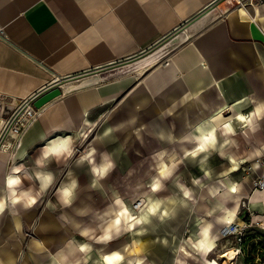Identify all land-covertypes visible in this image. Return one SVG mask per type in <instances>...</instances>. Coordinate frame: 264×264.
<instances>
[{"label": "crops", "instance_id": "1", "mask_svg": "<svg viewBox=\"0 0 264 264\" xmlns=\"http://www.w3.org/2000/svg\"><path fill=\"white\" fill-rule=\"evenodd\" d=\"M233 2L0 0V26L6 30V37L0 39V117H8L23 99L46 85L57 82L63 90L38 110L14 150L0 152V193L12 167L24 164L29 171L36 170L35 157L50 140L72 136L78 146L91 131L103 137L109 128L137 117L136 124L94 140L97 162L105 152L116 162L102 186L91 187L88 163L77 165L74 157L66 163L53 161L45 170L53 172L55 183L38 204L29 210L18 206V215L5 212L0 217V259L5 264L13 257L16 264H50L58 249L62 251L56 258L67 254L71 261L84 259L88 264H96L101 254L113 250H120L132 264L138 260L228 264L222 256L239 244L235 236L223 237L225 225L217 223L216 217L223 214L219 205L232 208L236 201L239 212L233 224L248 220L256 225L250 236H264L257 227L264 223V190L252 192L250 184L252 177L263 172V167L254 165L264 156L247 159L264 146V127L244 136L235 124L237 134L231 138L236 144L220 146L225 156L212 152L203 164V153L196 158L185 156L196 145L184 138L200 124L210 127L208 122L218 113L227 119L247 114L264 102V3L243 10ZM135 66L147 69L130 86V78L122 72ZM144 101L147 104L137 110ZM220 120L218 116L215 126H222ZM160 134L173 139H161ZM161 152L166 153L168 165L177 164L171 177L182 173L177 182L189 189L190 198L178 183L164 184L162 178L159 191L152 190L151 181L137 186V169L153 162L158 166L155 157ZM190 161L194 163L185 165ZM157 166H149L148 173L158 172ZM190 170L195 173L185 181L183 173ZM69 171L78 178L80 188L73 206L63 208L55 191L68 181ZM225 172L228 175H222ZM125 177L127 192L122 190ZM233 183L241 186L238 193L230 191ZM30 185L39 186L35 180H25L24 186ZM150 198L163 200L169 215L162 210L109 245H94L89 253L79 250L78 242H93L78 234L77 223L85 227L108 224L125 204L131 207L140 201L143 206ZM118 199L125 202L119 208L114 204ZM248 209L252 217H247ZM80 210L88 214L81 216ZM16 222L21 230L15 229ZM209 223L219 239L212 252L202 255L194 244L199 242L200 229ZM122 227H128L127 220ZM126 245L131 252L124 250ZM137 246H141L139 252Z\"/></svg>", "mask_w": 264, "mask_h": 264}, {"label": "clouds", "instance_id": "2", "mask_svg": "<svg viewBox=\"0 0 264 264\" xmlns=\"http://www.w3.org/2000/svg\"><path fill=\"white\" fill-rule=\"evenodd\" d=\"M146 104L147 101L142 102V104H138L136 106L137 110ZM173 110L174 106L170 107L165 114H171ZM218 116L224 121L220 127L215 126V121ZM136 121L137 117H132L126 124L121 123L117 128H109L104 133L103 137H97L96 139L102 140L104 137L111 135L113 131L125 128L128 125L136 124ZM2 123L3 122H0V125H2ZM237 123L239 124L244 136H247L249 132L257 133L258 131H261L262 127H264V102L255 104L253 109L247 114H238L235 117L227 119L224 118L222 114L218 113L211 121L208 122L207 125H211L210 127H205L206 125L204 123L200 124L195 129V133L184 138L196 145L192 150H186L185 156L196 158L203 153L205 155L201 161L202 164L207 161L208 156L212 152H218L219 155L225 156V153L220 150V146L236 144V141L231 137H234L237 134V128L234 126ZM84 138L87 139V135H85ZM160 138L168 140L173 139V137L172 139H169L165 134H160ZM9 148H11L10 144L7 145L3 151L7 152ZM77 151L76 141L72 136H68L66 138L56 137L40 148L39 154L34 160V167L36 169L34 172L29 171L27 166L24 164L12 167L10 172L5 177L4 190L0 193V217H2L5 212H8L12 216L18 215V206L22 207L24 210H29L35 207L41 198L52 188L56 180L53 172L45 169H47L53 161L56 163H66L77 154ZM96 154L97 149L93 146V144H89L88 148L82 151L76 160L77 165H83L85 163L90 165V171L93 176L91 187L94 189L102 186V181L105 180L116 167V162L112 158L111 154L107 152L103 153L99 162L96 160ZM165 155L166 153L161 152L155 157L159 162L158 172L160 178L154 179L151 186L153 191H159L163 187L162 179L170 178L174 174L177 167V164L174 162L171 166L166 163H161V161H164ZM262 156H264V146L253 150L248 155L247 159L252 160ZM17 158L18 157L14 153L12 157L13 161ZM229 158L231 159V157ZM232 163L238 167L236 160L233 159ZM254 167L258 169L260 165L257 163ZM67 175L69 177L68 181L59 186L55 191L59 206L63 208L73 206L75 201L78 199V190L80 188L78 178H76L71 171H69ZM222 175H228V173L225 172L222 173ZM25 180H35L38 182L39 186L36 187L35 185H30L25 187ZM177 183L184 195L190 198L191 192L189 189L183 184H179V182ZM194 183L199 184L200 181L195 180ZM240 190L241 186L236 183H233L230 187V191L233 193H238ZM169 203L174 204L175 200H170ZM114 204L117 208H119L120 205L125 204V202L122 199H118L115 200ZM252 204L254 207L257 206V202L255 200L252 201ZM53 205L54 204L49 203V207H53ZM125 205L126 206L123 209L114 214L115 218L108 224L98 223L95 227H85L80 223H77L76 227L79 229L78 234L86 238V240H91L93 242L92 244L87 242H78L80 245L79 250L82 253L91 252L95 249L94 245H109L111 242L120 239L126 233H131L138 224L147 223L151 216L160 213L162 210L164 216H167L170 211L163 207L164 201L160 199L150 198L145 202L143 207L139 209L130 207L127 204ZM218 207L223 214L216 217L217 223L225 226H231L235 222L239 212V201H236L235 206L232 208H229L226 205H219ZM14 209L16 211H13ZM215 211L216 209H213L208 213V215H213V212ZM78 214L84 216L88 213L80 210ZM125 220L128 222L127 228L122 227ZM246 226L247 225L241 222V228ZM21 227L20 223H15L16 230H21ZM260 227L264 228V223H261ZM212 229L213 225L211 223L201 228L199 233V242L194 244V247L202 255L205 251L210 253L216 248V241L219 237L213 235ZM123 248L125 251L131 252V249L128 248L127 245ZM140 249L141 246H137L136 252H139ZM61 251L62 249H58L53 253V258H51L50 264H88V261L84 259L71 261L69 255L67 254L56 258ZM0 264H5V261L0 259ZM7 264H16L15 257L8 260ZM96 264H132V262L127 260L120 250H113L111 254H101L99 259L96 261ZM135 264H144V261L138 260ZM176 264H185V262L177 260Z\"/></svg>", "mask_w": 264, "mask_h": 264}, {"label": "built area", "instance_id": "3", "mask_svg": "<svg viewBox=\"0 0 264 264\" xmlns=\"http://www.w3.org/2000/svg\"><path fill=\"white\" fill-rule=\"evenodd\" d=\"M233 1L234 6H238L243 10L249 8V6H257L264 3V0ZM5 37L6 30L4 27L0 26V39ZM57 84L56 82L46 85L40 92L23 99L8 117H0V122H3L2 125H0V152L9 144L11 148H9L7 152L14 150V148L19 145L21 136L30 126L31 122L37 117L39 109L34 105L36 99ZM256 163L264 168V158L258 159ZM250 184L252 192L264 190V170L261 174L252 177L250 179ZM141 205L142 204L139 202L135 203V208L138 209V206L141 207ZM243 207L248 208V203L246 201H243ZM248 212L247 217H252L254 215L249 209ZM243 223L247 225L244 228H241V223L232 224L231 226H225L223 228V237L235 236L239 244L237 248L225 252L224 255L228 254V256H225L224 259L228 261V264H264V236H250V231L255 229L256 225L251 224L248 220L243 221ZM257 227L264 230V228L260 227V224H258Z\"/></svg>", "mask_w": 264, "mask_h": 264}, {"label": "rangeland", "instance_id": "4", "mask_svg": "<svg viewBox=\"0 0 264 264\" xmlns=\"http://www.w3.org/2000/svg\"><path fill=\"white\" fill-rule=\"evenodd\" d=\"M146 69H147L146 67H144V68L143 67L138 68L136 66L135 67H128V68L124 69L122 73H125L124 75L130 78V80H131L130 81V86H132L136 81L139 80V78H141L145 74ZM76 76H79V75H76ZM76 76L75 77H72V78H68V79H74V78H76ZM97 133H98L97 130L96 131H93V132L91 131V132H89L87 134V139L83 138L80 141V143L78 144V146H76V148H77L78 151H77V154L74 156V158H77L78 159L79 154L82 151L86 150L88 148V145L89 144H94V140L97 138L96 137L97 136ZM191 163H194V162L193 161H190L189 163H186L185 165H190ZM150 164L149 165L147 164L143 168L137 169V173L135 175V180H136L137 186H139V183L140 182H141L142 185H143V183H145V184L148 185L150 181L153 182L154 179H155V177H157L158 172L156 170H153V171L151 170L152 172L151 173H148L149 168L151 167V169H153L152 167L153 166H157V163L153 162L152 165H150ZM190 168H192V167H190ZM190 168H188V169H190ZM140 171H141V173H140ZM143 171H145V173ZM193 173H195V172H192L191 170L190 171H185L183 173L185 175V177H183L184 180L186 181L187 176L192 175ZM181 174L182 173H180L176 177L174 175V178L173 177H170V178L166 179V181H164V184H174V183H177V180H178V178L180 177ZM126 178L127 177H125L124 182H123V184H125V187H122V190L124 189L123 190L124 192H127V189L129 188L127 186L128 184H127V179ZM121 179H122V177H121ZM139 203H142V202L139 201ZM143 203H144V201H143ZM131 207H135V203ZM141 207H143V206H141ZM141 207H139V208H141Z\"/></svg>", "mask_w": 264, "mask_h": 264}, {"label": "water", "instance_id": "5", "mask_svg": "<svg viewBox=\"0 0 264 264\" xmlns=\"http://www.w3.org/2000/svg\"><path fill=\"white\" fill-rule=\"evenodd\" d=\"M60 85V84H59ZM59 85L55 86V88H51L45 93L41 94L35 101L34 105L37 109H41L46 103L52 101L55 98L60 97L63 94V90L59 88Z\"/></svg>", "mask_w": 264, "mask_h": 264}, {"label": "bare ground", "instance_id": "6", "mask_svg": "<svg viewBox=\"0 0 264 264\" xmlns=\"http://www.w3.org/2000/svg\"><path fill=\"white\" fill-rule=\"evenodd\" d=\"M223 120L221 119L220 121H219V124L222 122ZM161 163H166L165 161H161ZM173 163V162H172ZM167 164V163H166ZM159 165V164H158ZM170 166V165H169ZM159 178V177H158ZM138 208H139V206H138ZM225 256H228V254H226V255H224V256H222L223 258L225 257ZM231 256V255H230Z\"/></svg>", "mask_w": 264, "mask_h": 264}, {"label": "trees", "instance_id": "7", "mask_svg": "<svg viewBox=\"0 0 264 264\" xmlns=\"http://www.w3.org/2000/svg\"><path fill=\"white\" fill-rule=\"evenodd\" d=\"M254 236V235H253Z\"/></svg>", "mask_w": 264, "mask_h": 264}]
</instances>
